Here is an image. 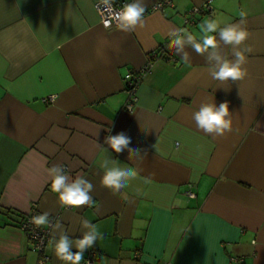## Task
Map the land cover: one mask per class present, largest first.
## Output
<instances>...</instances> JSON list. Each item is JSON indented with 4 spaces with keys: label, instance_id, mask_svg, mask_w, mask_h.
I'll list each match as a JSON object with an SVG mask.
<instances>
[{
    "label": "crops",
    "instance_id": "1",
    "mask_svg": "<svg viewBox=\"0 0 264 264\" xmlns=\"http://www.w3.org/2000/svg\"><path fill=\"white\" fill-rule=\"evenodd\" d=\"M161 1L145 0L143 27L125 33L101 25L98 0H0V264L38 263L15 223L34 208L72 239L83 220L97 225L103 238L80 264L90 251L96 264H264V0H214L189 24L203 0H168L173 6L152 11ZM241 11L249 32L241 47L251 52L239 81L212 79L205 57L189 47L185 63L170 46V28L199 34L205 19L223 26ZM222 50L232 58L230 46ZM155 52L129 112L124 77ZM212 101L232 113L222 137L193 120ZM120 132L139 154L108 148L105 138ZM106 155L139 172L117 194L100 183ZM53 165L90 180L94 205L62 207L51 191ZM47 254L63 264L50 243Z\"/></svg>",
    "mask_w": 264,
    "mask_h": 264
},
{
    "label": "clouds",
    "instance_id": "2",
    "mask_svg": "<svg viewBox=\"0 0 264 264\" xmlns=\"http://www.w3.org/2000/svg\"><path fill=\"white\" fill-rule=\"evenodd\" d=\"M114 5L115 0H98L96 5V11L103 18L105 28H110L115 24L118 30L131 33L137 27H143L146 12L145 0H132L130 3L123 4L119 9ZM239 16L238 22L227 23L223 26L217 19H205L198 26L199 34L190 32L186 28H170L167 32L170 46L176 49L185 63H190L193 59L186 51L189 47L196 55L205 57L212 79L220 82L239 81L247 75L244 67L247 63L246 53L251 52V48L241 47L245 45L249 37V32L245 27L247 13L241 11ZM222 46L232 48V58H229L222 50ZM193 120L204 133L217 137H222L232 131V113L227 102L220 103L219 106L214 101L202 103L193 113ZM105 143L115 153H121L125 149L129 153L139 154L141 152L139 149L129 148L131 140L124 132L107 136ZM99 166L103 169L100 183L113 194L127 188L130 182L139 175L137 169L122 166L118 160L109 155L104 156ZM48 173L51 177V191L57 195L62 207L78 209L82 206L94 205V198L91 194L94 191V185L90 180L83 176L70 177L66 174L63 165H53L48 169ZM149 179L146 177L145 182H149ZM31 223L37 228L48 227L58 233L49 243L53 247L55 256L63 264H80L84 259L85 251L92 248L98 239L103 238L97 225L83 220L81 223L85 231L79 238L72 239L60 221L52 222L48 211L33 216ZM73 248L76 249L75 252L72 251Z\"/></svg>",
    "mask_w": 264,
    "mask_h": 264
},
{
    "label": "built area",
    "instance_id": "3",
    "mask_svg": "<svg viewBox=\"0 0 264 264\" xmlns=\"http://www.w3.org/2000/svg\"><path fill=\"white\" fill-rule=\"evenodd\" d=\"M213 3L214 0H203L202 7L199 9L193 10L187 18H185V24L193 23L195 21L196 15H207L213 10ZM124 2H118L115 1V7L119 9ZM97 5V4H96ZM166 6H173L172 3L168 0L166 1H161L158 2L151 10H162ZM96 8V6H95ZM149 11H146L144 16L147 15ZM98 13V12H97ZM98 16L100 18V23L103 25V18L101 15L98 13ZM115 24H113L110 28H114ZM105 28V27H104ZM106 28V29H110ZM159 55L158 53H153L151 55V58L149 61L142 67V69L137 72V73H127L124 77V86H125V91L129 94V100L126 104V109L129 112H132L134 110V107L137 103V90L139 85L141 84L144 76L146 74L151 73L152 67H153V59L157 58ZM53 98H49V101L47 99V102H53ZM65 170H67V167H64ZM186 195L189 198H195L196 194L195 192L190 189L187 191ZM38 215L37 210L34 208L29 214L25 215L24 219L22 222L19 224L20 228L25 232L28 240H29V245L30 248L33 252H35L38 257V263L37 264H50V256L47 254V248L49 241L51 239V229L48 227H39L37 228L35 225L31 223V218L33 216ZM54 223V221L52 220ZM98 260V253L96 251H90L85 260L83 261L82 264H96V261ZM230 264H246L244 257H232Z\"/></svg>",
    "mask_w": 264,
    "mask_h": 264
},
{
    "label": "trees",
    "instance_id": "4",
    "mask_svg": "<svg viewBox=\"0 0 264 264\" xmlns=\"http://www.w3.org/2000/svg\"><path fill=\"white\" fill-rule=\"evenodd\" d=\"M6 214L9 215V212H7ZM15 217H16L15 223L20 224L22 222V220L24 219L25 215L16 214Z\"/></svg>",
    "mask_w": 264,
    "mask_h": 264
}]
</instances>
